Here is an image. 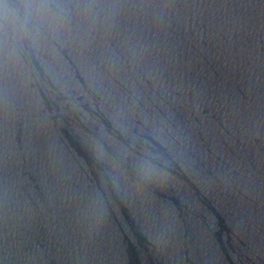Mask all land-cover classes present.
<instances>
[{
    "label": "water",
    "instance_id": "water-1",
    "mask_svg": "<svg viewBox=\"0 0 264 264\" xmlns=\"http://www.w3.org/2000/svg\"><path fill=\"white\" fill-rule=\"evenodd\" d=\"M0 264H264V0H0Z\"/></svg>",
    "mask_w": 264,
    "mask_h": 264
},
{
    "label": "clouds",
    "instance_id": "clouds-1",
    "mask_svg": "<svg viewBox=\"0 0 264 264\" xmlns=\"http://www.w3.org/2000/svg\"><path fill=\"white\" fill-rule=\"evenodd\" d=\"M43 7L28 3L4 4L3 17L6 28L13 35L28 32L33 25L40 24Z\"/></svg>",
    "mask_w": 264,
    "mask_h": 264
}]
</instances>
